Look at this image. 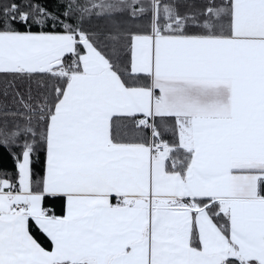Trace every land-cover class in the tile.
<instances>
[{
    "label": "snow or ice",
    "instance_id": "1",
    "mask_svg": "<svg viewBox=\"0 0 264 264\" xmlns=\"http://www.w3.org/2000/svg\"><path fill=\"white\" fill-rule=\"evenodd\" d=\"M0 264H264V0H0Z\"/></svg>",
    "mask_w": 264,
    "mask_h": 264
},
{
    "label": "trees",
    "instance_id": "2",
    "mask_svg": "<svg viewBox=\"0 0 264 264\" xmlns=\"http://www.w3.org/2000/svg\"><path fill=\"white\" fill-rule=\"evenodd\" d=\"M10 161L9 160H7V159H5V160H3V161H0V164H2V165H4V166H9L10 165Z\"/></svg>",
    "mask_w": 264,
    "mask_h": 264
}]
</instances>
